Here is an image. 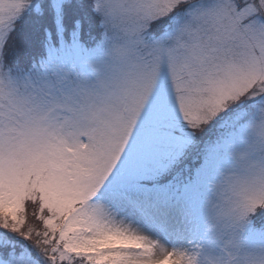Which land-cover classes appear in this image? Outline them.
Returning a JSON list of instances; mask_svg holds the SVG:
<instances>
[{
    "label": "snow or ice",
    "instance_id": "snow-or-ice-1",
    "mask_svg": "<svg viewBox=\"0 0 264 264\" xmlns=\"http://www.w3.org/2000/svg\"><path fill=\"white\" fill-rule=\"evenodd\" d=\"M0 264H264V0H0Z\"/></svg>",
    "mask_w": 264,
    "mask_h": 264
}]
</instances>
